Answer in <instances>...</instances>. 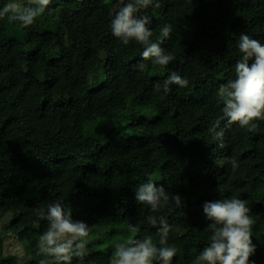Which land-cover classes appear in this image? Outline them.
<instances>
[{"label":"trees","instance_id":"obj_1","mask_svg":"<svg viewBox=\"0 0 264 264\" xmlns=\"http://www.w3.org/2000/svg\"><path fill=\"white\" fill-rule=\"evenodd\" d=\"M158 2L139 15L175 57L166 67L113 36L120 0H52L29 27L0 19V264L18 258L9 239L27 264L51 259L37 245L48 226L41 214L56 202L89 225L86 256L72 264H110L115 245L132 237L159 246L161 218L178 249L173 264H194L212 234L203 205L229 198L247 201L250 260L264 264V120L254 132L220 120V141L210 131L223 116L219 88L235 79L240 34L264 43V0ZM7 3L28 0H0V10ZM164 25L172 26L167 39ZM173 71L189 85L157 91ZM149 179L182 206L139 204L136 190Z\"/></svg>","mask_w":264,"mask_h":264},{"label":"clouds","instance_id":"obj_2","mask_svg":"<svg viewBox=\"0 0 264 264\" xmlns=\"http://www.w3.org/2000/svg\"><path fill=\"white\" fill-rule=\"evenodd\" d=\"M52 0H28V4L7 3L0 10V19L7 17L11 21H19L22 27L34 24L37 17L47 9ZM122 7L111 21L114 37L124 45L136 41L143 45V60L151 59L160 66H168L175 57L161 47L163 40L153 42L151 20L148 16H141V10L160 8L158 0H120ZM171 25H164L161 30L163 39L170 37ZM237 47L241 58L235 64V79L220 86L218 97L222 103L223 116L210 129L216 140H222L223 130L220 120H226V127L238 124L239 127L254 132L258 128L255 121L264 120V43L241 33L237 40ZM251 61V63H250ZM146 67L141 63L140 70ZM170 85L185 88L189 81L173 71L164 81L157 84V91H170ZM223 143L219 147H223ZM222 163L224 161H221ZM235 169L238 165L233 159L230 161ZM136 200L141 205H148L152 212L164 208L174 211L182 206L179 195L170 196L164 187H156L149 179L140 184L136 190ZM203 211L211 230L210 243L205 246L196 257L194 264H254L250 260L256 252L252 242L254 219L250 215L251 209L247 201L238 198L217 199L205 202ZM47 221V230L39 238L37 245L39 254L51 259H41L39 264H72L73 258L81 261L86 256V246L89 243V225L72 218V210H66L60 202L49 204L47 213L41 214ZM148 221L155 227L158 219L149 216ZM129 231L136 233L139 228L129 225ZM171 227L162 218L159 219V246L151 236L142 239L130 238L126 242L115 245L110 264H173L177 255V247L168 244Z\"/></svg>","mask_w":264,"mask_h":264},{"label":"rangeland","instance_id":"obj_3","mask_svg":"<svg viewBox=\"0 0 264 264\" xmlns=\"http://www.w3.org/2000/svg\"><path fill=\"white\" fill-rule=\"evenodd\" d=\"M9 220H10V217H7L3 221L2 225H1V230L3 232H5L4 229H5L6 225L9 223ZM102 246H104V245H102ZM7 248L9 250V253L16 254V256L18 257V258H10V264H27L29 259L23 257L24 256V251L20 247V245L16 243V241L14 239H12V240L9 239L7 241Z\"/></svg>","mask_w":264,"mask_h":264}]
</instances>
